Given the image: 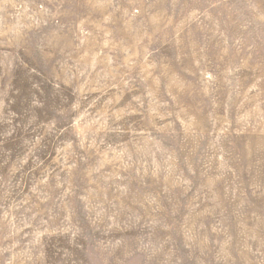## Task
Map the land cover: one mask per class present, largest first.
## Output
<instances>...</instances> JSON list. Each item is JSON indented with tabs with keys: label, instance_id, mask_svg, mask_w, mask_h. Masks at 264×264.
<instances>
[{
	"label": "rangeland",
	"instance_id": "374dc122",
	"mask_svg": "<svg viewBox=\"0 0 264 264\" xmlns=\"http://www.w3.org/2000/svg\"><path fill=\"white\" fill-rule=\"evenodd\" d=\"M0 264H264V0H0Z\"/></svg>",
	"mask_w": 264,
	"mask_h": 264
}]
</instances>
